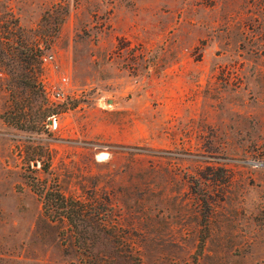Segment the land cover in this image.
Listing matches in <instances>:
<instances>
[{
  "label": "rangeland",
  "instance_id": "1",
  "mask_svg": "<svg viewBox=\"0 0 264 264\" xmlns=\"http://www.w3.org/2000/svg\"><path fill=\"white\" fill-rule=\"evenodd\" d=\"M15 23L57 106L5 121L0 66V264H89L30 174L109 210L99 264H264V0H0Z\"/></svg>",
  "mask_w": 264,
  "mask_h": 264
},
{
  "label": "trees",
  "instance_id": "2",
  "mask_svg": "<svg viewBox=\"0 0 264 264\" xmlns=\"http://www.w3.org/2000/svg\"><path fill=\"white\" fill-rule=\"evenodd\" d=\"M2 27L4 25H0V66L7 74L6 88L12 103L2 118L17 128L39 131L57 106L48 102L39 79L42 49L37 42L22 36L18 24L10 29L4 27L3 32ZM40 158L39 153H35L29 161L35 165L40 162L47 170ZM25 179L41 198L43 212L52 220L64 221L77 248L90 259L89 264H99L92 254L95 242L116 243L118 238V234L112 231L115 225L108 219L109 210L67 196L55 184H48L33 174L25 175Z\"/></svg>",
  "mask_w": 264,
  "mask_h": 264
},
{
  "label": "built area",
  "instance_id": "3",
  "mask_svg": "<svg viewBox=\"0 0 264 264\" xmlns=\"http://www.w3.org/2000/svg\"><path fill=\"white\" fill-rule=\"evenodd\" d=\"M48 58L50 59L51 56H48ZM43 59L46 60V57L43 58ZM65 79H66L65 77H62V80H63V81H64ZM48 94H49V96L51 97V99H52L53 101H55V100L61 98V96H62V92H61L59 89H49V90H48Z\"/></svg>",
  "mask_w": 264,
  "mask_h": 264
}]
</instances>
